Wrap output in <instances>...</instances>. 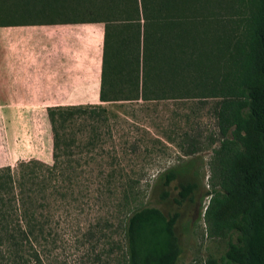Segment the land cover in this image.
I'll return each mask as SVG.
<instances>
[{"label": "trees", "instance_id": "obj_1", "mask_svg": "<svg viewBox=\"0 0 264 264\" xmlns=\"http://www.w3.org/2000/svg\"><path fill=\"white\" fill-rule=\"evenodd\" d=\"M58 23L103 24L99 103L46 108L51 164L33 158L0 167V251L22 252L43 236L36 194L49 184L65 196L58 185L70 184L72 168L102 144L101 126L114 116L104 102L202 96L215 99L221 138L214 149L221 189L211 193L204 221L210 236L236 233L222 261L208 256L204 264H264V0H0V27ZM76 118L88 126L84 141L68 130ZM238 141L244 150L233 147ZM177 174L162 172L160 185ZM100 177L124 189L118 264H177L179 211L138 202V180L124 170ZM196 187L179 183L175 203Z\"/></svg>", "mask_w": 264, "mask_h": 264}, {"label": "rangeland", "instance_id": "obj_2", "mask_svg": "<svg viewBox=\"0 0 264 264\" xmlns=\"http://www.w3.org/2000/svg\"><path fill=\"white\" fill-rule=\"evenodd\" d=\"M62 28L75 34L91 30L99 37L103 24ZM214 102L202 96L104 102L114 116L101 126L102 144L85 150L80 164L72 168L76 175L71 176L70 184L58 185L65 196H55L49 184L36 194L43 236L22 252L1 249L0 264H118L120 251L126 249L121 226L124 189L118 182L108 183L100 177L113 170H124L138 180V202L156 206L165 214L179 211L177 264H204L208 256L222 261L228 240L235 241L236 233L210 236L204 221L211 193L221 189L214 153L221 144ZM79 120L71 121L68 130L84 141L90 132ZM233 147L244 150L239 141ZM33 158L52 163V130L46 109H0V167L16 168L19 161ZM169 169L178 174L163 187L159 174ZM187 181L196 182L197 187L191 198L177 205L178 184Z\"/></svg>", "mask_w": 264, "mask_h": 264}, {"label": "crops", "instance_id": "obj_3", "mask_svg": "<svg viewBox=\"0 0 264 264\" xmlns=\"http://www.w3.org/2000/svg\"><path fill=\"white\" fill-rule=\"evenodd\" d=\"M82 24L0 27V109L99 102L103 31L62 28Z\"/></svg>", "mask_w": 264, "mask_h": 264}]
</instances>
